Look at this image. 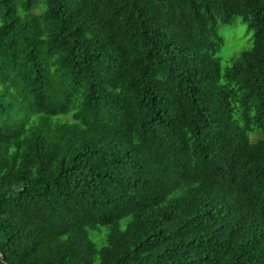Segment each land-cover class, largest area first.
Wrapping results in <instances>:
<instances>
[{
    "label": "trees",
    "instance_id": "trees-1",
    "mask_svg": "<svg viewBox=\"0 0 264 264\" xmlns=\"http://www.w3.org/2000/svg\"><path fill=\"white\" fill-rule=\"evenodd\" d=\"M0 254L264 264V0H0Z\"/></svg>",
    "mask_w": 264,
    "mask_h": 264
},
{
    "label": "rangeland",
    "instance_id": "rangeland-1",
    "mask_svg": "<svg viewBox=\"0 0 264 264\" xmlns=\"http://www.w3.org/2000/svg\"><path fill=\"white\" fill-rule=\"evenodd\" d=\"M218 33L222 38V45L217 52L222 67L231 63L232 59L242 50L252 45V31L240 16H233L230 22L218 25ZM261 133L251 134V138L261 136ZM104 229V228H103ZM95 231L89 230V237H94Z\"/></svg>",
    "mask_w": 264,
    "mask_h": 264
},
{
    "label": "water",
    "instance_id": "water-1",
    "mask_svg": "<svg viewBox=\"0 0 264 264\" xmlns=\"http://www.w3.org/2000/svg\"><path fill=\"white\" fill-rule=\"evenodd\" d=\"M0 260H2V261L4 260L3 257L1 256V254H0ZM3 264H5V261L3 262Z\"/></svg>",
    "mask_w": 264,
    "mask_h": 264
}]
</instances>
